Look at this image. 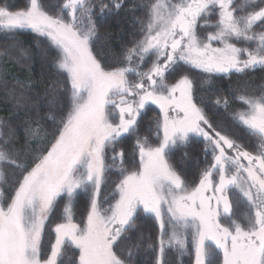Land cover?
<instances>
[{
  "label": "snow or ice",
  "instance_id": "1",
  "mask_svg": "<svg viewBox=\"0 0 264 264\" xmlns=\"http://www.w3.org/2000/svg\"><path fill=\"white\" fill-rule=\"evenodd\" d=\"M63 8L52 15L42 0H0V30L43 38L56 68L42 93L45 114L21 91L18 106L35 118L21 121L22 138L0 127V264H62L69 247L74 264H136L141 248L155 252L153 264L189 248L194 264H213V246L222 264H264V89L238 97L245 143L209 115L193 75L213 85L264 68V0H67ZM136 8L138 31L105 59L97 11ZM149 104L159 109L154 142L138 132ZM215 105L230 109L224 96ZM194 138L204 166L189 181L170 153ZM238 203L245 212L234 217ZM149 219L155 242L142 231Z\"/></svg>",
  "mask_w": 264,
  "mask_h": 264
},
{
  "label": "trees",
  "instance_id": "2",
  "mask_svg": "<svg viewBox=\"0 0 264 264\" xmlns=\"http://www.w3.org/2000/svg\"><path fill=\"white\" fill-rule=\"evenodd\" d=\"M66 1L42 0V3L50 14L57 15L63 11V5ZM15 2L22 6L24 0H15ZM145 2L147 0H128L129 4ZM143 16L144 11L142 8H136L134 11L121 10L119 14L109 13L104 16H100L97 11L95 19L99 35L98 50L105 59L110 60L113 55H119L123 46L129 44L133 39V34L140 27L139 23L134 22V20L138 21V18ZM259 30L257 25V31ZM238 46L241 45L238 44ZM46 49V42L42 38L38 40L30 32H18L15 36H12L0 30V122H3L0 123V127L7 124L21 138L25 135V129L21 126V121L30 117L35 118L36 112H26L23 107L18 106V93L21 91L26 92L31 95L33 100L39 98V115L43 116L47 111L46 101L42 98V93L50 78L56 76V68L53 63V56L51 54L45 55ZM193 75L196 95L208 105L209 115L213 116V119L217 121H222L226 129L241 142H250V133L240 124L235 112L243 111L246 107L238 99L240 95L245 93L259 95L260 91L264 89V68L257 67L246 76L233 73L230 77H218L213 85L204 83L203 75L198 74L196 70H193ZM217 88L221 89V91L214 92L212 90ZM12 89L16 90V94L10 91ZM232 91H235V98L230 95ZM220 96L229 99L230 109L227 113L222 107L217 108L215 105L216 99ZM157 115L155 108L148 105L143 113L142 124L138 129L141 138L146 137L150 141H155L156 128L154 118ZM135 140L136 137L132 136L126 143L131 147ZM196 141L198 140H194L186 148L173 149L170 153L172 162L177 170L182 171L189 181L196 175L197 166L201 169L204 166L201 163L204 157L199 154ZM117 176L118 172L112 175L110 180H116ZM182 178L184 177L182 176ZM142 231L146 237L151 236L152 241L155 242L158 227L154 220H146L142 224ZM133 240H135V236H133ZM141 243L146 246L148 240L145 239ZM66 251L64 250L63 253L67 254ZM73 252L75 253V251ZM73 256L70 257L71 260H74ZM154 258L155 252L141 248L136 257V264H153ZM61 259H64V257H61ZM166 259L169 264H191L189 251L188 254L179 257L175 251H169L166 253Z\"/></svg>",
  "mask_w": 264,
  "mask_h": 264
},
{
  "label": "rangeland",
  "instance_id": "3",
  "mask_svg": "<svg viewBox=\"0 0 264 264\" xmlns=\"http://www.w3.org/2000/svg\"><path fill=\"white\" fill-rule=\"evenodd\" d=\"M235 3L243 5L246 3V0H235ZM67 11H68L67 9L63 8V11L59 15H66ZM1 31H3V30H1ZM25 32H30V30H25ZM31 34L35 35L33 33H31ZM151 59H153V58H151V57L148 58V63H150ZM130 78H134V77H130ZM149 105L153 106L155 108V110L157 111V113L159 114V109L156 105H152V104H149ZM194 140H199V138H194ZM244 212H245V206L243 203H238L233 208V216L234 217H239V216L243 215ZM221 220L223 223H228L227 219H225L224 217H221ZM189 252L191 255V264H194V254L192 253L191 248H189ZM209 259L213 262V264H222V253L218 249H215V247L213 246V253L210 255Z\"/></svg>",
  "mask_w": 264,
  "mask_h": 264
},
{
  "label": "flooded vegetation",
  "instance_id": "4",
  "mask_svg": "<svg viewBox=\"0 0 264 264\" xmlns=\"http://www.w3.org/2000/svg\"><path fill=\"white\" fill-rule=\"evenodd\" d=\"M65 250H67L68 252L66 251L67 254H64V253L62 254V257H64V259H61L62 264H74V260L78 259V252L74 248H70V247L66 248ZM73 251H75V253ZM72 255H74L73 256L74 260L70 259Z\"/></svg>",
  "mask_w": 264,
  "mask_h": 264
}]
</instances>
